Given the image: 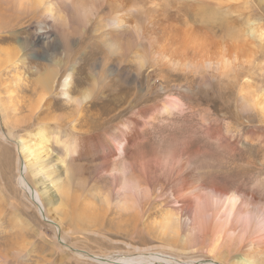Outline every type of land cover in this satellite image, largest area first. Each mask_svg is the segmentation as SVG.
Instances as JSON below:
<instances>
[{
  "label": "bare ground",
  "instance_id": "obj_1",
  "mask_svg": "<svg viewBox=\"0 0 264 264\" xmlns=\"http://www.w3.org/2000/svg\"><path fill=\"white\" fill-rule=\"evenodd\" d=\"M1 1L4 2V8L6 6V10L9 13L10 10L14 11L20 18H23L27 14L34 15L35 18L37 17L36 15H41L49 23L53 24L63 20L60 23L64 25L76 23L81 28H85L93 17H100L101 23L96 22V30L99 32L102 42L112 53L122 52L125 55L135 45L136 41L141 39V36L149 39L153 45L155 44V40L160 38L159 33L170 36L171 45L168 48L170 50H180L181 52L174 55V53L167 50L168 48H159L158 54L160 58L162 57V63L168 67L169 65H173V62L171 63L173 59L178 58V61L181 60V62L188 60L189 62H200V64L208 66H212L214 63L221 64V68L229 70L231 65L237 60V53L245 46L243 43L241 44V41L239 42L236 39L235 35H238V33L235 30H240V32L247 35L248 39L257 40L259 43H263L264 40V26L253 16L246 19L245 23L239 26V29L234 30L231 27L228 29L229 34L232 36L231 39L239 43L234 48L232 55H227L223 51L225 42L215 40L212 36L214 33L212 34L211 31L205 29V23L202 24L204 27L200 28V26L186 23L191 20L184 19L182 27L172 26L169 31H166L165 28L154 27V22L149 20L148 17V23L145 21L134 22L131 21L133 16L131 15L132 12L128 11L129 6L127 8L126 5H123V1L125 0H122L121 3L118 0H61L59 6L62 10L55 7V0ZM223 1L228 2L225 6L229 8L230 6L240 8V6H248L250 3L248 0H244V2L239 0ZM145 4L144 7L149 6L148 0L147 2L145 1ZM103 6L109 7V11L105 15L98 13ZM126 9L129 14L125 13ZM231 12L241 13L238 9H233ZM216 14L215 9L214 11L208 9L203 12L202 18L207 22H213L217 17H215ZM218 14L221 15L220 13ZM3 15H0V30L1 28L13 26L10 19L5 20V16ZM156 15L164 16L161 13H157ZM206 24L207 26L211 25H208L209 23ZM217 26L219 27V24ZM151 28L153 33L149 32ZM128 29H131V35L128 40L116 39V34L125 32ZM238 36H240V33ZM73 37V35H62L59 37L49 27L48 30H39L35 33L37 40L21 36L17 47L4 51L7 55L6 62L12 61L14 56L19 57L21 53L23 55L18 59L21 64L32 63L29 60V56L36 57L46 60L50 64H55L58 72H61L62 69L69 71V77L76 73V64L74 62H77L78 68L82 70L90 66L93 71L86 73L85 78H78L80 81L78 82L82 86L81 88H72L70 78L66 77L63 81L62 93L70 99L74 106L72 111L76 112H81L84 108H92V106L100 104H102L100 108L107 109L110 106H107L110 104L108 102L114 101V104L103 112H107L110 115V120H117L120 114L118 116L111 114L114 110L122 105L124 106L126 102L131 104L132 102H139V98H137L138 93L135 94L134 98L131 96L130 100L132 99V101H130L125 100V97L120 92L123 91V88L133 89L131 84L134 87H136L135 85L140 86L141 72L133 73L132 66L127 64V59L125 58L111 62L110 59L102 58L97 60L95 58L92 61L88 56L83 59L79 58V56L76 58L72 57L77 54L80 55L82 52L81 47H78L79 43L75 42L76 37ZM36 41H42V43L37 44ZM211 45H217L221 49L220 55L216 56V61L212 57H205L209 53ZM148 49L145 48L144 50L147 51ZM56 55H61L62 57L54 60ZM143 57L146 56L143 55ZM195 57L199 59H192ZM139 62L142 66V63L146 61L140 58ZM185 64L184 66L189 67ZM39 65L40 63L37 66ZM36 68L34 70L35 74H37L36 82L34 80L35 85L40 88L42 86L41 89H47V92L51 91V77L53 75L52 72L55 71L47 72L44 66ZM162 68L164 69V67ZM139 70H142V68ZM162 77L165 78L164 76ZM86 79H88L87 85H84ZM122 79L123 82H126L123 83ZM146 86V89L149 90L148 92H151L150 83ZM176 87L181 89L182 92L171 97H165L166 99L158 100L139 109L140 117L137 116L138 118L123 116L119 121L110 122L102 130L103 132L84 136L74 133L71 136L65 125L59 122V126L54 131L50 129L46 130V128L40 129L35 134L37 138L35 141L31 139L27 140V138L25 140L23 137L17 138L13 129L9 130L5 137L8 140L17 139L19 141L16 144L18 150L17 157L23 155L21 157H24L26 162L28 156L32 159L41 156L42 152L48 151L49 153V142L57 144V155L49 162L45 158L46 161L36 160L34 163L29 164L30 172L35 174V176L39 174L41 182L48 180L51 174L55 175L57 181L54 180L53 184L60 185L61 190H63L62 195L68 199L67 201L73 202L71 205H75L80 210L79 218L81 220H89L93 226L97 227L94 231L105 228V222L102 221L109 218L108 212L113 211L111 208L115 207V202H117L120 209H123L121 210L123 212L119 216L132 220L131 226H133V229L131 230L135 233L141 232L142 227L140 228V224L142 225L145 216L152 217V215L154 216L158 213L163 216L162 221H159L161 222L159 231L163 235L160 244H129L130 246L125 249V256L121 257L118 262L117 260L95 256L91 257L94 260L93 262H95L94 264H143L145 262L149 264H218L217 262L199 257L198 252L200 250L196 248L197 244L202 245L203 247L201 248L206 249L205 252H201H207L216 259H225L224 262L229 264H264V196L260 197L261 193L264 194V176H260L256 180L254 179L255 181L251 185L249 184L251 182L247 183L248 186H244L243 183L231 185L227 182H219L217 178L214 180L208 176L206 171L208 166L205 165V162H201L199 151L192 150L186 143L180 147L179 153L175 154L173 152V154L169 153L170 155L167 153V157H164V155L160 158L156 154L147 156L145 153L146 145L150 140L149 135L158 127L157 125H164L170 120L184 116L187 113L186 111L192 108L190 106L187 107L189 104L192 106L189 88L180 85ZM72 92L75 94L73 95ZM146 92L141 93L143 98H147L148 93ZM44 94L37 102L36 109L40 107L41 100L45 98L46 93L44 92ZM245 96L240 94L241 109H244L248 105V98ZM9 98L11 100V95H9ZM253 98H256V96ZM250 107L261 110L264 116V105L261 102L253 100ZM11 112L16 115L13 110ZM3 114L1 115L3 116ZM72 119L73 117L69 121H72ZM86 119H88L87 116ZM9 120L12 121V119ZM12 122L15 124L14 126L20 125L17 120ZM66 122H68V118ZM233 126L229 125L228 127L226 126L227 128H224L221 125H208L204 130V134L215 141L218 148L228 150L231 152V155L239 151L241 147V134L239 129L236 130ZM242 135L244 136V140L249 143L248 147L251 159L245 158V161L249 163L248 166H251L256 162V156L261 152V150H255V148L259 147L258 145H264V132H259L256 128L252 127L245 130ZM20 161L22 162V160ZM260 161L262 162V160ZM24 164L26 168V163ZM258 168L259 175L264 174V162ZM229 169L231 170L230 166ZM253 176L255 177V175ZM20 182L25 186V190L30 192L33 203L37 205L41 204L39 192L33 190L22 176H20ZM72 183L73 185H71ZM88 184L92 185L95 189L94 191H96V194L91 192L94 196L92 195L90 198L85 196L82 190L83 187H89ZM89 191L92 190L90 189ZM87 194L89 196V193ZM115 211L117 210L115 209ZM89 228L91 229V227ZM172 232L178 235L181 233L182 239L177 237V240H183V247L185 249L172 245L173 240H169L170 237H166L168 235L173 236ZM79 252L81 253V251ZM183 252L191 259L190 262L178 260V256ZM229 257L232 261L228 259Z\"/></svg>",
  "mask_w": 264,
  "mask_h": 264
},
{
  "label": "rangeland",
  "instance_id": "obj_2",
  "mask_svg": "<svg viewBox=\"0 0 264 264\" xmlns=\"http://www.w3.org/2000/svg\"><path fill=\"white\" fill-rule=\"evenodd\" d=\"M118 1L121 3L122 0ZM145 1L147 2V0L123 1V5H126L127 8L129 6L128 11L132 12L131 15L133 17L131 21H145L148 23V17L149 20L154 22V27H162L165 28L166 31H169L172 26L182 27L184 19H188L192 22L189 21L186 23H190L193 26H200V28L205 25V29L211 31L212 34L214 33L212 36L215 40L225 42V46L227 47L223 45V51L227 55H232L234 48H236V45L240 41L241 44L243 43L245 46L237 53V60L231 65L229 70L221 68V64L214 63L212 66H208L202 65L200 62H189L188 60H186V62L185 60L181 62V60L178 61V58L173 59L171 61L173 65H169L168 67L162 63V57L160 58L158 51L160 47L168 48L171 45L170 36H165L158 32L160 38L155 40L154 45L150 43L149 39L141 36V39H138L135 45L132 46L125 55L122 52L112 53L102 42V39L99 37V32L96 30V22L98 21L101 23L100 17H93L85 28H81V26H78L76 23L64 25L60 23L63 20L53 24L49 23L41 15H36L37 17L35 18L34 15L27 14L23 16V18H20L14 11L10 10L9 13L6 10V6L4 8V2L0 0V15L4 14V19H10L13 25L8 28H1L0 30V106L2 107H0V264H94L95 262H93L94 260L91 257L95 256L117 260L118 262L121 257L125 256V249L130 246L129 244H160L161 237L163 236L159 231L161 228V222L159 221L163 219L161 214L158 213L155 214L156 216L152 215V217L145 216L142 225L140 224V228L142 227L141 232L138 231L135 233L131 230L133 229V226H131L132 220L127 217L121 218L119 216V214L123 212L121 211L123 209H120L117 202L114 203L115 207H117L115 208L113 206L111 208L113 211L108 212V217L110 219L107 218L102 221L105 222V228L100 229L101 231H94L97 227L93 226L92 222L89 220H81V218H79L80 210L76 208L75 205H71L73 202L67 201L68 199L62 195L63 190H61L60 185L53 184L57 181L55 175L51 174L50 176L52 179L49 177L50 180L48 179L41 182L39 174L35 176V174L30 172L29 164L34 163L36 160L46 161L47 159L49 162L57 155V144L49 142V153L48 151L42 152L41 156L32 159L28 156L27 164L25 158L21 157L23 155L17 157L18 150L16 144H18L19 141H17V139L8 140L5 137L9 130L13 129L17 138L23 137L24 139H31L32 141L37 139L35 134L40 129L46 128V130L50 129L54 131L59 126V122L65 125V128L70 132L69 134L71 136L74 133L84 136L103 132L102 130L107 127L110 122L119 121L123 116L128 118L140 117L139 109L148 104L157 102L158 100L160 101L165 97H171L182 92L181 89L176 87L180 85L189 88L192 106L189 104L187 107L190 106L192 108L186 111L187 113L184 116L170 120L171 122L169 121L164 125H157L158 127L153 130L154 133L152 132V134L149 135L150 140L146 145L145 152L147 156L156 154L162 158L164 155V157H167V153L173 154V152H175V154H177L179 153L180 147L186 143L192 150L199 151L201 162H205V165L208 166V169H206L208 176L212 177L214 180L217 178L219 182H227L231 185L243 183L244 186H248L247 183L251 182L249 183L251 185L257 178L264 176V174L259 175L258 168L261 166V163L264 162V145H258L259 147L255 148V150H261V152L256 156V162L248 166L249 163H246L245 158L251 159L248 147L249 143L244 140V136L242 135L245 130L252 127L256 128L259 132H264V116L261 110L250 107L253 100L261 102L262 105H264V40L263 43H259L257 40L248 39L247 35L240 32V30H235L239 29V26L245 23L246 19L252 18L251 16L258 19L264 26V0H248L250 2L249 5H242L240 8L234 6H230V8L226 7L225 5H227L228 2L223 0H148L149 6L144 7V5H146ZM239 1L244 2V0ZM59 2H61V0H55V7L62 10L59 6ZM107 7L108 6L101 7L98 13L105 15L109 11V7ZM208 9L213 11L215 9L216 13H220L221 15L216 14L215 17H217L213 22H207L203 20L202 14ZM233 9H238L241 13H232L231 10ZM126 12L127 9L125 13ZM157 13L164 14V16H158L156 15ZM127 14H129V12H127ZM206 23L211 25L207 26ZM212 23L214 24L212 25ZM217 24H219V27ZM48 27L57 33L59 37L62 35H73L76 37L75 42L77 44L79 43L78 47H81L82 52L80 55L77 54L72 56L74 58L79 56V58L83 59L88 56L92 61H94L95 58L96 60L102 58L110 59L111 62L122 58L127 59V64L132 66L131 69L133 73L141 72L142 74L140 86L135 85L136 87H134V85L131 84L133 89L129 90L123 88V91L120 93L125 97V100H130L132 97L134 98L135 94L138 93L137 98H139V102H132V104L126 102L124 106L118 107L116 109L117 111L114 110L111 114L115 116L120 114L117 120H110V115L107 112H103L104 110H108L114 104V101L108 102L110 104L107 106H110L107 109L100 108L102 105L100 104L92 106V108H84L81 112L72 111L74 108L72 102L62 93L63 81L66 77H69V71L62 69L61 72H58L55 64H50V62L46 60L30 56L29 60L32 61V63L21 64L18 60L23 55L21 53L19 57L14 56L12 61L6 62L7 55L4 51L17 47L21 36L37 40V38H35V33L39 30H48ZM230 27L234 29L238 35L240 33V36L235 35L239 42L231 39L232 36L228 32ZM130 32L131 29H128L125 32L116 34L115 37L117 40H128L131 35ZM149 32L153 33L152 28ZM36 42L37 44L42 43V41ZM145 48H149L150 50L148 49L145 51ZM167 50L174 53V55L181 52L180 50H170L169 48ZM220 51L221 49L217 45H211L209 47V53H207L205 57H212L216 61V56L220 55ZM149 54L151 55L149 56ZM143 55L146 57H143ZM61 57V55H56L54 60ZM140 58L146 61L142 63L143 67L139 62ZM192 59L196 60L199 58L195 57ZM38 63H40L39 66H37ZM74 63L76 64V73L69 78L72 88L76 89L82 87L78 78H85V74L93 70L90 66L82 70L78 68L77 62ZM158 63L160 65L162 64L161 67H159L160 65ZM184 64L189 67L184 66ZM41 65L44 66L46 69L44 70L47 72L55 71L52 72L53 75L51 77L52 90L48 92L47 89L43 90L41 89L42 86L40 88L34 83L37 77L34 70L37 69L36 67L42 68ZM146 65H148V67H146ZM138 67L139 69L142 68V70H139ZM162 67H164V69ZM153 68L154 70H152ZM87 81L88 79L85 80L84 85H87ZM121 81L123 82V79ZM125 82L126 81L123 83ZM148 83H150L151 92H148L149 90L146 89ZM44 92L46 96L41 100L40 107L36 109L37 102ZM142 92L148 93L147 98H143ZM239 93L244 96L246 95L245 97L248 98V105L244 109H241V98ZM74 94L75 93H73V95ZM9 95H11V100ZM254 96H256V98H253ZM130 101H132V99ZM1 109H3L4 112L3 110L1 111ZM11 109L16 115L12 114ZM1 114H3V116ZM31 116L33 117L32 119ZM86 116L88 119H86ZM72 117V121H69ZM203 117L206 120L202 119ZM7 118L12 119V121L17 120L20 125L14 126L15 124ZM25 118L27 119L25 120ZM67 118L69 123L66 122ZM208 125H221L224 128L231 125L235 127L236 130L239 129L241 134V147L239 151L230 155L231 152L228 150L218 148L215 141L204 134V130ZM20 160H22V162ZM260 160H262V162ZM24 163H26V168ZM23 173L25 174L23 175ZM253 175H255V177ZM20 176L26 179V182L33 190L39 192L41 204L37 205L33 203L30 192L25 190V186L20 182ZM71 185H73V183ZM90 189L92 191H89ZM82 190L84 192L83 194L89 198L96 194L92 185H89L87 188L83 187ZM87 193H89V196ZM263 196L264 194L261 193L260 197ZM115 209L118 212L115 211ZM75 227L78 228L76 229ZM89 227H91L92 230ZM172 234L173 236H166L170 237L169 240H173L172 245L185 249L183 247V240H177V237L182 239L181 233L178 235L172 232ZM197 246L196 248L200 250V252H198L199 257L208 259V261L217 262L218 264H229L224 262L225 259H216L207 252L203 253L206 249L201 248L203 247L202 245L197 244ZM79 251H81L82 254ZM228 259L232 261L230 257ZM178 260L183 262L191 261V259L185 255V252L178 256ZM143 264L149 263L145 262Z\"/></svg>",
  "mask_w": 264,
  "mask_h": 264
}]
</instances>
